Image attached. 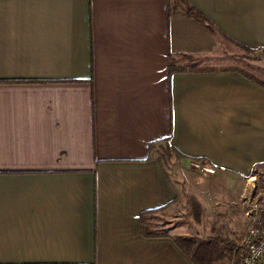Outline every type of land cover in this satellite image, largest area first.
Returning a JSON list of instances; mask_svg holds the SVG:
<instances>
[{
    "label": "crops",
    "instance_id": "0c3cea01",
    "mask_svg": "<svg viewBox=\"0 0 264 264\" xmlns=\"http://www.w3.org/2000/svg\"><path fill=\"white\" fill-rule=\"evenodd\" d=\"M263 77L264 0H0V264H194L173 237L212 222L238 247L264 207ZM159 140L184 157L161 167ZM190 197L193 233L150 220Z\"/></svg>",
    "mask_w": 264,
    "mask_h": 264
},
{
    "label": "trees",
    "instance_id": "16d2710c",
    "mask_svg": "<svg viewBox=\"0 0 264 264\" xmlns=\"http://www.w3.org/2000/svg\"><path fill=\"white\" fill-rule=\"evenodd\" d=\"M187 13L200 19L198 12L188 6ZM173 67V66H172ZM175 69L171 68V71ZM182 71L183 69H176ZM171 152H175L178 156L184 157L176 148H174L167 140H159L149 144V153H155L156 159L164 167L166 165L167 158L170 157ZM189 204L191 207V215L193 219L198 220L201 215V208L195 197L189 198ZM164 208L155 210L156 212ZM148 213L141 217L142 228L147 236H164L166 232L156 231L148 228ZM227 228L224 226H218L212 222L210 232L202 242H196L192 237L174 236L173 240L177 245L186 253L190 255V259L194 264H227L229 263L232 253L235 252L236 264L239 262V248L237 247L236 239L227 236Z\"/></svg>",
    "mask_w": 264,
    "mask_h": 264
},
{
    "label": "built area",
    "instance_id": "2783aa9c",
    "mask_svg": "<svg viewBox=\"0 0 264 264\" xmlns=\"http://www.w3.org/2000/svg\"><path fill=\"white\" fill-rule=\"evenodd\" d=\"M190 167L201 174H214V166L200 159H191ZM245 215L248 226L239 241V262L237 264H261L264 260V207L247 201Z\"/></svg>",
    "mask_w": 264,
    "mask_h": 264
},
{
    "label": "rangeland",
    "instance_id": "374dc122",
    "mask_svg": "<svg viewBox=\"0 0 264 264\" xmlns=\"http://www.w3.org/2000/svg\"><path fill=\"white\" fill-rule=\"evenodd\" d=\"M255 56V54H254ZM241 65L240 63L236 62V65ZM264 79V77H263ZM178 210L172 211L171 213H163L162 211L157 212L152 218H150L152 223L156 225L157 229L160 228H168L166 227V223H168L169 219H172L173 221L171 222H181V226L184 228L185 231H189L190 233L194 232V228L189 225L192 224L193 222V217L191 215V211L189 210L190 208L184 207V206H177ZM162 212V213H161ZM264 216V214H263ZM175 218H181V219H175ZM179 220V221H177ZM204 221H209L208 216L204 217ZM151 223V224H152ZM167 231V230H166ZM168 231H170L172 234L178 233V231L175 229V226L173 228H169Z\"/></svg>",
    "mask_w": 264,
    "mask_h": 264
}]
</instances>
